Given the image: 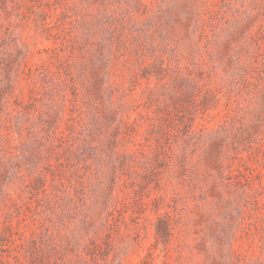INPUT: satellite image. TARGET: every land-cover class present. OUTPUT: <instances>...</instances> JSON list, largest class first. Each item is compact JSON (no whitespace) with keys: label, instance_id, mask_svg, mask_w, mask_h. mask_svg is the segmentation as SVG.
Segmentation results:
<instances>
[{"label":"rangeland","instance_id":"1","mask_svg":"<svg viewBox=\"0 0 264 264\" xmlns=\"http://www.w3.org/2000/svg\"><path fill=\"white\" fill-rule=\"evenodd\" d=\"M0 264H264V0H0Z\"/></svg>","mask_w":264,"mask_h":264},{"label":"trees","instance_id":"2","mask_svg":"<svg viewBox=\"0 0 264 264\" xmlns=\"http://www.w3.org/2000/svg\"><path fill=\"white\" fill-rule=\"evenodd\" d=\"M161 224H162L163 229H166L167 223H166V220L163 217H160L159 220H158V231H159V225L161 227ZM8 262H9V260H8Z\"/></svg>","mask_w":264,"mask_h":264}]
</instances>
